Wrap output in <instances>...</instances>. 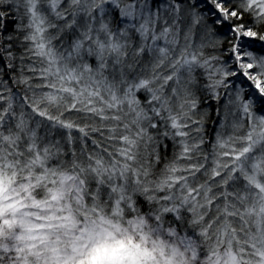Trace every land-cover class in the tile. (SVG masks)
<instances>
[{
	"label": "snow or ice",
	"instance_id": "snow-or-ice-1",
	"mask_svg": "<svg viewBox=\"0 0 264 264\" xmlns=\"http://www.w3.org/2000/svg\"><path fill=\"white\" fill-rule=\"evenodd\" d=\"M0 264H264V0H0Z\"/></svg>",
	"mask_w": 264,
	"mask_h": 264
},
{
	"label": "trees",
	"instance_id": "trees-1",
	"mask_svg": "<svg viewBox=\"0 0 264 264\" xmlns=\"http://www.w3.org/2000/svg\"><path fill=\"white\" fill-rule=\"evenodd\" d=\"M209 123H211V122L209 121Z\"/></svg>",
	"mask_w": 264,
	"mask_h": 264
}]
</instances>
